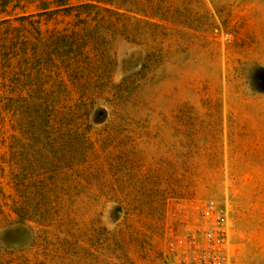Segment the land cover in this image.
<instances>
[{
    "label": "rangeland",
    "instance_id": "374dc122",
    "mask_svg": "<svg viewBox=\"0 0 264 264\" xmlns=\"http://www.w3.org/2000/svg\"><path fill=\"white\" fill-rule=\"evenodd\" d=\"M208 201L264 264V0H0V264H180Z\"/></svg>",
    "mask_w": 264,
    "mask_h": 264
},
{
    "label": "built area",
    "instance_id": "2783aa9c",
    "mask_svg": "<svg viewBox=\"0 0 264 264\" xmlns=\"http://www.w3.org/2000/svg\"><path fill=\"white\" fill-rule=\"evenodd\" d=\"M226 217L223 207L206 202L201 220L183 240L180 264H226Z\"/></svg>",
    "mask_w": 264,
    "mask_h": 264
},
{
    "label": "trees",
    "instance_id": "16d2710c",
    "mask_svg": "<svg viewBox=\"0 0 264 264\" xmlns=\"http://www.w3.org/2000/svg\"><path fill=\"white\" fill-rule=\"evenodd\" d=\"M59 1H60V0H57V3H58ZM81 5L86 6V7H92V6H93V4L90 3V2H87V3H85V4H81Z\"/></svg>",
    "mask_w": 264,
    "mask_h": 264
}]
</instances>
